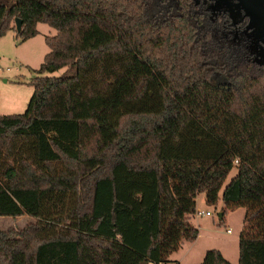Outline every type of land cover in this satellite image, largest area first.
<instances>
[{"label":"trees","instance_id":"16d2710c","mask_svg":"<svg viewBox=\"0 0 264 264\" xmlns=\"http://www.w3.org/2000/svg\"><path fill=\"white\" fill-rule=\"evenodd\" d=\"M165 1L0 0V38L57 31L26 111L0 113V218L35 219L0 227V264H166L201 193L246 208L239 264H264V67Z\"/></svg>","mask_w":264,"mask_h":264},{"label":"rangeland","instance_id":"374dc122","mask_svg":"<svg viewBox=\"0 0 264 264\" xmlns=\"http://www.w3.org/2000/svg\"><path fill=\"white\" fill-rule=\"evenodd\" d=\"M56 32L48 24L39 23L38 34L24 43H18L16 32L12 30L0 38V113L2 115L20 114L26 111L34 92L31 81L39 76L37 70L50 50L45 39L55 35ZM61 72L45 73L44 76L59 75ZM236 174L237 169H233L225 185ZM197 199L198 210L210 213L209 215L196 213L191 216V222L200 234L198 240L193 246L189 241H184L182 248L172 253L166 264H174L179 259L184 260L183 264H201L206 253L213 249L220 250L231 264H239V242L245 225L246 208L228 210L222 198L216 205H209L205 202L204 193L199 194ZM223 212L226 214L222 218L220 214ZM34 221L35 219L28 214L18 218L3 216L0 218V227L3 231L20 229Z\"/></svg>","mask_w":264,"mask_h":264},{"label":"flooded vegetation","instance_id":"af4514ba","mask_svg":"<svg viewBox=\"0 0 264 264\" xmlns=\"http://www.w3.org/2000/svg\"><path fill=\"white\" fill-rule=\"evenodd\" d=\"M180 4L200 14L202 26L214 29L222 44L264 67V0H230L232 10L217 0H166L160 6Z\"/></svg>","mask_w":264,"mask_h":264},{"label":"water","instance_id":"95a60500","mask_svg":"<svg viewBox=\"0 0 264 264\" xmlns=\"http://www.w3.org/2000/svg\"><path fill=\"white\" fill-rule=\"evenodd\" d=\"M223 7L229 8V10H232L230 0H217ZM22 24L23 21L21 18H16V30L21 31L22 30ZM220 216H223V213L220 214Z\"/></svg>","mask_w":264,"mask_h":264},{"label":"crops","instance_id":"0c3cea01","mask_svg":"<svg viewBox=\"0 0 264 264\" xmlns=\"http://www.w3.org/2000/svg\"><path fill=\"white\" fill-rule=\"evenodd\" d=\"M198 198V197H197ZM197 210H198V199H197ZM200 235V234H199ZM197 240L198 239H196L195 241H193V242H190L191 244H192V246H193V244H195L196 242H197ZM182 247H180V249H181ZM179 249V250H180ZM190 250V249H189ZM183 259V258H182ZM177 262H180V263H183L184 262V260H181V259H179V260H177Z\"/></svg>","mask_w":264,"mask_h":264},{"label":"built area","instance_id":"2783aa9c","mask_svg":"<svg viewBox=\"0 0 264 264\" xmlns=\"http://www.w3.org/2000/svg\"><path fill=\"white\" fill-rule=\"evenodd\" d=\"M197 213H199V214H202V215H205V214H207V215H209L210 213L209 212H204V211H199V210H197ZM231 230H228V232H230ZM150 264H153V263H150Z\"/></svg>","mask_w":264,"mask_h":264}]
</instances>
